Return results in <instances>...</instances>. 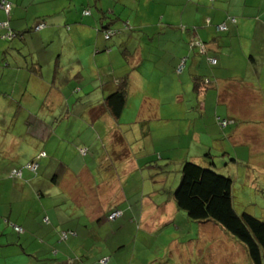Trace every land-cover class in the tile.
<instances>
[{"label":"crops","instance_id":"0c3cea01","mask_svg":"<svg viewBox=\"0 0 264 264\" xmlns=\"http://www.w3.org/2000/svg\"><path fill=\"white\" fill-rule=\"evenodd\" d=\"M11 1L16 3V10L12 9L9 17L10 27L18 34L29 31L32 25L35 27L40 21H46L49 25L47 28L55 31V25L60 20L58 17L61 16L65 17L67 23H74L78 30H92H86L87 38L83 40L82 46L87 42L94 49L104 47L101 39V36L104 39L103 35L94 28H100L102 22L110 24L111 29L122 30V33L114 41V46H119L121 53L120 67L114 68L112 64L114 71L98 79L102 91H97L93 98L92 95L87 97L86 109L74 110L79 115L68 114L62 118L74 119L64 128H61L62 119L58 121L55 120V114L49 116L41 113V105H38L43 102H40V98H47L58 83L59 59L54 61L51 58L44 62L36 51L33 53L29 46L31 42L34 43L36 36L31 34L19 37L20 42H15V39L11 43H1L5 46L4 54L5 51H15L31 56L33 61L31 66L26 61L24 68L12 67L10 64L4 69L0 68L2 78L9 70L27 76L24 84L0 82L3 84L0 89V153L11 155L7 160L18 166L25 163L20 170L13 168L14 171H21L20 177L14 176L10 168L2 172L5 176L0 173V181L10 183L5 195L0 186V219L3 216L8 225L22 229L16 232L14 228V234H9L10 229L4 228L0 221V264H102V259L107 257V250L99 244L101 239L95 234L92 224L105 226L109 224L108 216L120 210L122 217L114 221L115 224L129 212L135 221L140 222L141 230L147 233L153 232L150 226L160 225L164 219L178 212L173 196L174 184L167 191L168 181L156 180L160 186H154L148 193L145 188L137 190L135 181H129L131 176L125 179L120 174L131 166L139 170V160L135 158L126 164L123 159V153L131 151L133 154V148H129L132 134L120 128L123 115L131 103L139 102L145 107L146 103L155 100L162 105H169L166 113H158L167 122L172 118L168 117L173 115L185 121H191L192 114L202 117V121L194 122L190 127L192 137L189 150L180 168L188 160L198 164L195 157L199 159L203 154V163L216 165L212 159L216 161L217 156L213 152L217 151L223 155L217 157L221 162L227 157L232 159L235 166L247 160L249 164L252 162V154L257 152L250 148L248 156L242 159L238 148L241 145L249 146L248 140L244 138L249 128L245 123L250 117L257 116V109L250 107H256V101L264 99V0H94L96 15L85 4L90 0H85L82 6L77 3L73 5L74 0H70L68 5L58 3V6L46 8L45 12L40 9L35 22L30 25L20 11L26 9V4L23 3L22 8L20 0ZM50 1L55 0H41V3ZM186 2L194 6V11H190L188 16L185 13L187 7L184 9ZM31 3L27 7L37 4L34 0ZM87 7L91 9L92 15L85 17L82 12ZM65 9L73 13L74 17H68ZM6 17L0 7V22L7 21ZM230 17L236 18V23L229 21ZM184 24L194 26L179 29ZM222 24H226L228 31L217 30V26ZM126 25L131 29H126ZM40 37L44 45L49 35L43 30ZM193 42L203 43L206 52L201 53L198 43L192 47ZM113 53L105 56L108 58ZM92 57L96 58L93 53ZM210 59H216L217 64L212 65ZM53 61L50 84L44 77V69L46 66L50 68ZM35 65H40L41 69ZM33 66L35 68L31 70ZM194 76L204 77L209 89L197 95L193 90ZM144 77L147 78L149 89L158 88L156 95L151 98L145 92ZM124 79L129 81L127 105L120 118H116L101 105ZM17 85H21L23 90L21 97L24 102L21 104L15 100ZM162 90H167L166 99ZM50 95L52 102L66 97L63 93L62 97L57 88ZM131 105L134 107V104ZM96 109L101 110L97 116L93 114ZM143 109L138 112V118L143 116ZM19 110L23 123L17 135L10 130L4 132L6 123L14 121ZM219 113L231 122V128L226 127L230 128L229 131L221 130L222 127L215 122L213 115ZM209 116L210 120H207ZM204 121H211L214 128L211 129ZM17 138L20 143L16 141ZM160 140L163 141V138ZM133 142L137 143L138 138ZM25 145L34 146V149H25ZM194 145L201 147L199 157L197 151H191ZM213 145L218 149L213 150ZM37 153L38 157L42 154L45 156L38 159L37 170L31 171L27 168L33 161L30 155ZM88 155L89 162L83 159ZM170 156H165L169 163L156 165L155 170H151L153 177L158 167H166L163 172L171 173ZM104 163L113 167L114 176L110 173L101 178L95 174V171L103 169ZM39 170H42L41 181H37L40 178L37 174ZM56 170H63V175H57ZM79 177H84L81 189ZM152 179V184H156ZM132 198L140 202L139 207L128 208ZM63 234H67L66 240H63Z\"/></svg>","mask_w":264,"mask_h":264},{"label":"rangeland","instance_id":"374dc122","mask_svg":"<svg viewBox=\"0 0 264 264\" xmlns=\"http://www.w3.org/2000/svg\"><path fill=\"white\" fill-rule=\"evenodd\" d=\"M8 1L13 4L12 9L16 10V3L11 0ZM84 1L85 0H74L73 5L74 3H77L79 6H82ZM102 1L106 2V0ZM34 2L37 4L27 7L28 4H32L31 0H20V7L23 8V3L26 4V9H20V11L26 16L29 25L35 22L36 13L40 12V9H44L43 12H45L46 8L58 6V3L64 2L68 5L70 0H55L48 3H41V0H34ZM85 4L86 6H90L94 15H96L97 8L95 7V1H86ZM186 7L187 11L185 13L188 16L190 11H194V6L190 2H186L184 9H186ZM87 8L88 10L90 9L89 7ZM67 9H65L66 15L68 17L71 15L73 18L74 14L68 12ZM58 18H60V20L58 21V24L55 25V31L49 28L45 29L49 37L46 39L44 45L41 43V31L30 33L32 36H36V39L34 43H30L29 48L32 49L33 53L36 51V54L40 55V59L42 58L44 62L51 60V58L52 60L54 58V61L59 59L60 70L58 71L57 76L60 78L57 85H55V88H57L61 96L63 93L66 97L59 98L52 102V94L50 95V93L54 91V88L51 90L47 98L45 96L40 98V102H43L38 104L39 106L41 105V113L49 116L55 114V120L59 121L68 114L79 115L75 113L74 110L78 111L81 109L82 111L87 108V97L92 95L91 98H93L95 94L97 95V91H102L100 87L101 81L98 79L107 74H111L114 71L112 69V64L114 68L120 67L119 56L121 53L119 46H114V41L117 40L120 35L112 38L110 41H104L101 36L102 43L104 44V47L102 48L94 49L92 46H88L89 43L87 42L85 43V46H82L84 43L83 40L87 38L86 30L91 29L87 28L86 30H78L74 23H67L64 16ZM7 19L8 18L6 17V20ZM183 26L191 28L194 25H180L179 29ZM30 28L35 29L34 25ZM94 28L97 32L98 27ZM175 31L178 32L179 30L175 29ZM51 35L54 36V38H50ZM3 42L10 43L9 41L0 38V66L6 68L8 62L12 67L24 68L25 65L23 64H25L26 61H28V66H31L33 61L31 56L27 57L26 55L15 51L8 52L5 55L3 51L5 46L1 45ZM77 50H79V52ZM97 50L99 51V54H97ZM113 51L114 53L112 56H108V58L105 56L111 54ZM92 53L96 56L95 59L92 57ZM121 59L124 61L122 57ZM37 60H39V57H37ZM54 61L50 68L46 66L44 69V77L50 84L53 77V73L51 72L54 67ZM80 73H82L81 76L74 79V77ZM1 75L2 74L0 73V82H16L19 84L27 82V76L19 74L15 70L14 72L9 70L5 78H2ZM144 78L146 83L145 92H148L151 98L156 95L155 92L158 88L156 87V90L155 88L149 89L147 87V78ZM2 87L3 84H0V89ZM31 89H34V87L31 86ZM49 89L50 87H48L47 93L49 92ZM37 91L42 92L40 90ZM10 92H12V89ZM161 92L166 99L167 90H162ZM22 93V86L17 85V89L15 90V100L17 104L24 102L21 97ZM45 98L48 99V101H44L46 100ZM131 104H134V107ZM131 104L123 115L121 120L122 126H120V128L123 132L132 134V137L130 138L132 144L129 148H133V154L131 151H127L125 154L123 153V159L126 164L130 160L134 161L135 158L139 160V170H136L134 166H131L132 168L126 169L125 172L121 171V176L125 179L131 176L129 181H135L137 190L145 188V190L150 193L154 186H160L159 183H156V180H166L168 181L166 190H171V184H174L175 191L181 181V163L185 160V155L189 150L188 146L190 137H192V130L190 127H192L194 122L202 121L200 120L202 117L192 114V120L185 121L173 117L175 116L173 115L168 117L172 118L167 122L164 118H161V115L158 113H166L168 107H170L169 105H162L155 100L146 103L145 107L139 102ZM142 108H144L143 116H139L138 118V112L141 111ZM250 108L253 110L257 109V116L250 117L245 123L249 128H247L248 132L244 135V138L245 140H248L249 146L241 145L240 148H238V154L242 159L248 156L251 151L250 148H253L255 152H257L252 154V162L250 164L247 160V162H239V164L235 166L231 161L232 159L229 157L221 162L220 158L223 155L218 151L213 152V154L220 158L216 157V161L214 158L212 159L216 164V167L209 162L203 163L204 160L202 156H204V154L201 155L202 158L200 157L197 159L195 157V160L198 162V165L233 180V205L235 211L239 215L247 213L264 222V99L262 98L261 102L256 101V107L253 106ZM20 114L21 110H19L18 117L14 121L6 123L5 129L3 130L4 132L10 130L12 134L17 135L20 126L23 123V121H21L22 119L19 117ZM210 117L211 116L206 119L210 120ZM213 118L217 124L218 118L227 120V117L222 113H219V115H213ZM70 121L73 122L74 119H62L61 128H64L70 123ZM204 122L207 126L209 125L211 129L214 128L211 121L209 123L207 121ZM229 127L231 128V126ZM230 128L220 129H227L226 131H229ZM136 137L138 138L137 143L133 142ZM161 138L166 142L160 140ZM16 141L20 143L19 138H17ZM24 148L34 149V146L25 145ZM215 149L218 148L213 145V150ZM192 150L193 153L197 151V156H200V146L194 145V147H191V151ZM38 154L39 153L30 155L31 160H33L32 162L37 161ZM166 154H171L169 157L172 160L170 165L171 173L163 172L166 167H158V170H156L157 173H155L153 177L151 170H155L156 165L164 166L170 162L165 160ZM9 156L11 155L0 153V173L2 176H5L2 172H6L7 168H10L12 173L15 170L13 168L20 170L25 164L18 166L14 162L7 160V157ZM89 157L90 155H88L87 158L83 157V159H86L89 162ZM204 158L206 159V157ZM163 159L164 161H162ZM104 160L105 158L102 162H104ZM9 163H11V165ZM105 165L106 163L102 165L103 169L95 171V174L101 176V178H104L110 173L114 176V173H112L113 167L110 164ZM141 171H143L142 175L140 174ZM37 174L40 178L37 179V176L34 179L41 181L42 170H39ZM56 174L62 176L63 170H56ZM83 178L84 177H79L81 185L80 189L82 188L81 180ZM111 178L114 179L112 176ZM152 178H154L156 184H152ZM15 179L18 181L17 178ZM145 180L148 181L145 182V186H142V183ZM9 184V182L0 183L4 195L8 193ZM29 186L32 188L31 185ZM28 190H30V188ZM37 190L39 189H36V191ZM139 205L140 202L138 200H133L132 198L131 202L128 203V208H130V206L139 207ZM177 211L178 212L173 217L171 216L164 219L160 225L157 224L155 226H150V228L153 229V232L147 233L141 230L139 227L140 222L135 221V218L133 216L131 217L129 212H126L122 221L120 220L117 224H115L114 221L111 222L109 220H107L109 221V224L107 223L105 226L99 227L98 224H92L95 228V234L101 239L99 244L106 247L107 257L105 258L108 259V264H253L245 245L226 232L223 228L212 222L199 223L191 221L184 212ZM174 217L175 219L172 220L171 218ZM101 219L104 221V217ZM150 219L152 221L154 220V218ZM0 221L3 223L4 228L10 229L9 234H14V227L8 225L3 216Z\"/></svg>","mask_w":264,"mask_h":264},{"label":"trees","instance_id":"16d2710c","mask_svg":"<svg viewBox=\"0 0 264 264\" xmlns=\"http://www.w3.org/2000/svg\"><path fill=\"white\" fill-rule=\"evenodd\" d=\"M97 1L99 0H96V2ZM6 5L11 6L9 13L6 11ZM0 7L8 16V20L2 22L3 24L6 23L8 26L0 31V38L10 43L15 39V42H20V38L25 34H30L34 31H43L49 27L46 21H40L35 26V29H30L29 31H25V33L18 34L12 30L9 22V17L13 8L12 3L1 0ZM85 11H88L89 15H84ZM82 14L85 17L91 16V9H83ZM233 19L235 22H233ZM228 20L232 23H236V18L230 17ZM101 21H103V19ZM106 23L107 22H102L100 28L97 29V32L103 35L105 41H110L112 38L122 33V30L111 29L110 24ZM41 26L42 28H39ZM125 27L126 29H131L128 25ZM197 43L198 42H193L192 47ZM198 44L200 45L199 49L204 47L206 52V46L203 43ZM5 52L6 55L8 52ZM212 60L216 59H210V63ZM8 64L10 63L7 62V65ZM35 66L41 69L40 65ZM35 66H33L31 70H34L33 68H35ZM0 68L4 69L2 66H0ZM205 80L206 79L202 76L193 77V90L197 95L209 89L210 86ZM128 93L129 81L128 79H124V81H121L118 89L104 100L101 105L102 108L113 114L116 118H120L127 105ZM100 112V109H96L93 111V114L97 116ZM220 121L223 120L218 118V124ZM214 167H216V165H214ZM173 196L178 210L184 212L191 221L199 223L212 222L220 226L245 245L253 264H264V222L250 214L243 213L239 215L235 211L233 205V180L231 178L220 175L192 161H186L181 169L180 184L174 191Z\"/></svg>","mask_w":264,"mask_h":264},{"label":"built area","instance_id":"2783aa9c","mask_svg":"<svg viewBox=\"0 0 264 264\" xmlns=\"http://www.w3.org/2000/svg\"><path fill=\"white\" fill-rule=\"evenodd\" d=\"M5 8H6L7 13H9V12H10V9H11V6H10V5H6ZM84 15H89V12H88V11H85V12H84ZM233 22H235L234 19H233ZM7 26H8V25H7L6 23H4V24L1 23V24H0V31H1L2 29L6 28ZM39 28H42V26L39 27ZM217 30L220 31V32H226V31L228 30V28H227L226 24H222V25H220V26L217 27ZM198 45H199V44H198ZM199 46H200V45H199ZM201 51H202V53L205 52L204 47H201ZM211 63H212V64H216V60H212ZM230 124H231V122H230V121H227V120L220 121V123H219V125H220L222 128H226V127H228ZM82 152L84 153V151H82ZM42 156H45V154L40 155V156L37 158V161H34V162H32V163H29V164L27 165V168H28L29 170H31V171H36L37 168H38V166H39L38 159H39L40 157H42ZM13 175H14V176H17V177H20V176H21V171H14V172H13ZM121 216H122V212L116 210V211L112 212V213L109 215L108 220L111 221V222H113V221H116L117 219H119ZM14 228H15V231H17V232H21V231H22V229H21L20 227H18V226H15ZM63 238L66 239V238H67V235H66V234H63ZM102 264H108V259H104V260H102Z\"/></svg>","mask_w":264,"mask_h":264}]
</instances>
